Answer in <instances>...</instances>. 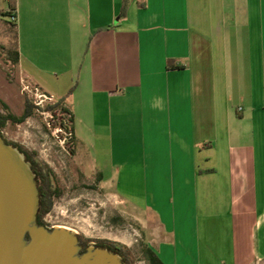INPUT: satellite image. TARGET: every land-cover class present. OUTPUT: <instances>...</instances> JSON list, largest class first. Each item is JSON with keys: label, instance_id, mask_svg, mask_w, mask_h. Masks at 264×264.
I'll return each mask as SVG.
<instances>
[{"label": "crops", "instance_id": "0c3cea01", "mask_svg": "<svg viewBox=\"0 0 264 264\" xmlns=\"http://www.w3.org/2000/svg\"><path fill=\"white\" fill-rule=\"evenodd\" d=\"M2 1L19 74L159 259L264 264V0Z\"/></svg>", "mask_w": 264, "mask_h": 264}, {"label": "rangeland", "instance_id": "374dc122", "mask_svg": "<svg viewBox=\"0 0 264 264\" xmlns=\"http://www.w3.org/2000/svg\"><path fill=\"white\" fill-rule=\"evenodd\" d=\"M0 9H7L2 0ZM16 50L15 27L10 13L2 12L0 100L17 117L22 115L25 102H28L32 114L20 123L7 122L1 134L35 152L37 159L54 174L59 195L53 198L52 207L43 218L46 226L72 229L88 239L89 244L98 240L122 243L129 248L134 264H148L145 247L150 229L144 221L136 218L127 207L129 204L120 203L110 189L100 185V171L108 173L113 165L98 155V149L90 145L91 141L81 149L83 166L77 163L69 114L64 110L66 107L63 103L58 104L57 100L43 102V108L35 106L34 86L18 72L13 58Z\"/></svg>", "mask_w": 264, "mask_h": 264}, {"label": "water", "instance_id": "95a60500", "mask_svg": "<svg viewBox=\"0 0 264 264\" xmlns=\"http://www.w3.org/2000/svg\"><path fill=\"white\" fill-rule=\"evenodd\" d=\"M39 206L30 161L0 133V264H126L106 247L81 251L72 229L38 224Z\"/></svg>", "mask_w": 264, "mask_h": 264}, {"label": "trees", "instance_id": "16d2710c", "mask_svg": "<svg viewBox=\"0 0 264 264\" xmlns=\"http://www.w3.org/2000/svg\"><path fill=\"white\" fill-rule=\"evenodd\" d=\"M13 58L15 62H17V51H13ZM57 103L61 104L62 102L60 100H57ZM49 108L51 109V107ZM64 110L69 114L72 129V118L70 116V113L68 109ZM31 112V105L28 102H25V107L22 115L17 117L10 111L7 104L0 100V133L7 122L20 123L27 117H29L32 114ZM1 135L3 136V134ZM4 139L6 143L17 147L22 153H24L27 160H29L31 163L32 170L36 175L40 199L39 211L37 213V223L46 226L43 218L51 209L53 198L59 195V190L54 180V174L51 169H49L37 159L35 152L29 151L23 146L7 140L5 137ZM78 239L80 245L82 246L81 251H84L85 248L89 245V240L82 237L81 235H78ZM93 242H95L94 245L96 247H106L114 253H117L121 256L126 264H134V260L131 257L130 250L126 245L119 242L107 240H98ZM145 252L147 255L148 264H164L148 246L145 247Z\"/></svg>", "mask_w": 264, "mask_h": 264}, {"label": "built area", "instance_id": "2783aa9c", "mask_svg": "<svg viewBox=\"0 0 264 264\" xmlns=\"http://www.w3.org/2000/svg\"><path fill=\"white\" fill-rule=\"evenodd\" d=\"M11 20L13 21V20H15V18L12 17ZM25 88H27V87H25ZM32 93L34 96L33 103L35 104V106L37 108H43V102L51 103L55 100L52 96L40 91L37 87L33 88Z\"/></svg>", "mask_w": 264, "mask_h": 264}, {"label": "flooded vegetation", "instance_id": "af4514ba", "mask_svg": "<svg viewBox=\"0 0 264 264\" xmlns=\"http://www.w3.org/2000/svg\"><path fill=\"white\" fill-rule=\"evenodd\" d=\"M94 243H95V242H92V245H94ZM89 245H91V244H89ZM94 246H95V245H94Z\"/></svg>", "mask_w": 264, "mask_h": 264}]
</instances>
